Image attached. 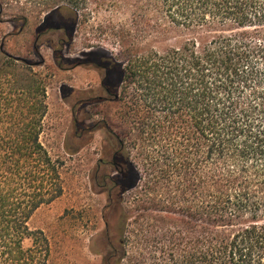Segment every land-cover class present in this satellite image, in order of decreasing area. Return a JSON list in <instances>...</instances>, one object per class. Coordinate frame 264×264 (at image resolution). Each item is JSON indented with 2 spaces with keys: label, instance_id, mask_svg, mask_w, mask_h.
I'll use <instances>...</instances> for the list:
<instances>
[{
  "label": "trees",
  "instance_id": "1",
  "mask_svg": "<svg viewBox=\"0 0 264 264\" xmlns=\"http://www.w3.org/2000/svg\"><path fill=\"white\" fill-rule=\"evenodd\" d=\"M23 2L47 19L67 14V38L80 16L98 10L124 13L136 30L103 24L129 53L125 61L107 51L87 55L101 64L104 102L123 103L122 118L134 133L131 157L124 137L105 126L106 155L118 156L119 178L104 177L112 185L101 264H121L127 256L123 196L140 182L135 210L155 215L136 224L134 237L151 249L152 264H264V70L254 62L264 50V0ZM47 113L44 78L0 51V264L49 261V239L29 225L64 190L63 162L41 141Z\"/></svg>",
  "mask_w": 264,
  "mask_h": 264
},
{
  "label": "rangeland",
  "instance_id": "2",
  "mask_svg": "<svg viewBox=\"0 0 264 264\" xmlns=\"http://www.w3.org/2000/svg\"><path fill=\"white\" fill-rule=\"evenodd\" d=\"M20 2L17 4L14 1L0 0V44L3 42L6 54L26 61L33 66L34 72L44 78L48 113L44 120L47 130L41 141L53 158L63 162L62 196L51 204L40 207L31 217L29 225L33 229L42 230L49 239L51 254L48 264H101L103 255L109 249L105 241L103 216L108 203V189L112 185L105 178H119L114 164H111L116 163L118 156L112 159L106 155L105 126H109L121 138L124 137L131 157L135 152L132 149L134 133L130 121L122 118L123 103L120 101L83 103L73 107L78 97H82L81 92L97 89L99 73L86 67L60 70L50 47H57L60 40L67 42L62 49V67L66 70L72 68L77 61L88 59L89 52L101 54L100 52L107 51L117 60L125 61L129 53H122L120 39L113 37L111 32L104 33L103 24L106 20H112L116 25L128 23L126 25L131 29V35L136 30L129 26V17L124 13L98 10L90 15L80 16L71 38H67V33H70L67 14L53 15L47 19L39 9L32 8V4L24 6L23 0ZM58 23L64 29H55V24ZM40 31L41 36L36 41ZM34 46L38 48L39 54L35 53ZM141 47L143 51L149 50L150 39L142 40ZM254 62L260 70H264V50L255 52ZM64 89L70 91L63 93ZM88 126H95L92 133L87 132ZM77 148L79 151L75 154L65 151L67 149L68 152H73ZM141 187L142 182L135 190L131 189L123 196L130 241L127 256L121 264L153 262L154 254L151 249L134 237L138 232L136 224H144L155 215L149 209L135 210L134 199L139 192H143ZM117 194L116 191L114 197ZM116 207L113 206L112 212H107L112 224L118 216ZM144 207L147 205L144 204ZM145 231L143 227V235L148 238ZM25 246H30L29 240L25 241Z\"/></svg>",
  "mask_w": 264,
  "mask_h": 264
},
{
  "label": "flooded vegetation",
  "instance_id": "3",
  "mask_svg": "<svg viewBox=\"0 0 264 264\" xmlns=\"http://www.w3.org/2000/svg\"><path fill=\"white\" fill-rule=\"evenodd\" d=\"M59 30V29H57ZM41 31L38 32V35H37V38H36V41L39 39V37L41 36ZM67 44V42H65L64 40H60L57 47H54L52 46L53 48L50 47V49L52 50V55H53V59L55 60V63H56V66L62 70V71H69L70 69H75V68H78V67H86V69L88 70H93L94 72H97L99 73V77H100V82H99V86L97 87L96 90H88L84 93H80V96L82 97H78V99L75 101L74 106H78V105H81V104H92V103H100V102H103V97L101 95V90H100V87H101V74H100V71L99 69L101 68V64L100 62H93L89 59H86L84 61H77L73 66L72 68H68L67 70L62 67V62H63V55H62V52H63V47ZM34 51L36 54H39L38 52V48L36 46H34ZM88 55V54H87ZM58 61V63H57ZM43 63V62H42ZM89 66V67H87ZM93 68V69H90ZM68 92L70 90H67ZM65 91V89L63 90V93L64 92H67ZM89 93V96H87V94ZM79 94V93H77ZM92 99V100H91ZM115 164V163H113Z\"/></svg>",
  "mask_w": 264,
  "mask_h": 264
},
{
  "label": "water",
  "instance_id": "4",
  "mask_svg": "<svg viewBox=\"0 0 264 264\" xmlns=\"http://www.w3.org/2000/svg\"><path fill=\"white\" fill-rule=\"evenodd\" d=\"M0 51H3V42H1V44H0ZM17 61H19V62H26V61H24V60H21V59H17V58H15ZM27 63V62H26Z\"/></svg>",
  "mask_w": 264,
  "mask_h": 264
}]
</instances>
